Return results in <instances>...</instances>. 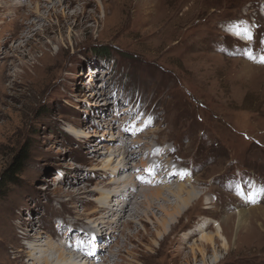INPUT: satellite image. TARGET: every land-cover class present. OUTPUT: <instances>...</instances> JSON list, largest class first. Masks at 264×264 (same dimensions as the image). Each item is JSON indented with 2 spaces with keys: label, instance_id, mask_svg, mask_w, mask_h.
<instances>
[{
  "label": "rangeland",
  "instance_id": "rangeland-1",
  "mask_svg": "<svg viewBox=\"0 0 264 264\" xmlns=\"http://www.w3.org/2000/svg\"><path fill=\"white\" fill-rule=\"evenodd\" d=\"M49 1L0 0V178L24 158L0 196V247L26 244L18 225L32 219L29 239L55 242L52 258L264 264V0H164L155 25L124 0ZM238 24L250 44L230 35ZM189 184L198 199L163 237L144 213L162 218ZM168 187L138 208L145 218L121 220L133 221L124 234L91 216L101 197L133 207L142 190Z\"/></svg>",
  "mask_w": 264,
  "mask_h": 264
},
{
  "label": "bare ground",
  "instance_id": "bare-ground-1",
  "mask_svg": "<svg viewBox=\"0 0 264 264\" xmlns=\"http://www.w3.org/2000/svg\"><path fill=\"white\" fill-rule=\"evenodd\" d=\"M44 1H46V3H50L49 0H44ZM59 1L61 2L62 0H59ZM65 1L66 0H64L63 3ZM107 1H109V0H107ZM124 1H126V3L132 2V6H133L132 8L142 7L143 8L142 9V13H143L142 16H143L144 20L146 21L145 23L151 22L152 25H155V23H156L155 18L157 17L156 11L158 10V4L157 3L161 2V1H164V0H142V1H140V0H124ZM185 1H193V0H185ZM194 1L195 2H200V1H203V0H194ZM261 3H263V1ZM43 8H46V7L45 6H38L37 9H36L37 14ZM263 11H264V9L261 10V12H263ZM260 16L262 17L263 15L260 14ZM263 18H264V16H263ZM32 24H33L32 22L30 24H27V26L25 28L28 29V30L31 29V25ZM113 25L115 26V25H119V24L113 23ZM239 25H241V24H238L237 26H239ZM34 27H35V25L33 26V28ZM243 28H244V23H243ZM149 29H151V28H149ZM230 35L233 38H235L236 40H239L240 36H243V34H241L240 36H236L233 32ZM245 42L247 44H250L248 41H245ZM2 45H5V42H3ZM242 67L245 70L248 69V71H250V69H252L249 65H244V66L242 65ZM150 150H152V149H150ZM132 155L133 154H131L128 151V149L124 147L123 152H122V156H123L122 163L124 162L123 167H125L128 164V160L133 158ZM172 175L173 174L171 173L170 177H169V180L171 179ZM125 177L127 178L128 176H125ZM176 178H177V181H181L182 182V180L187 178V176H185L183 174V172L182 173L180 172ZM127 179L130 180L131 178H127ZM161 179H162V177H161ZM166 181H168V179ZM58 182H59V179L54 181V184L58 183ZM125 183L128 184L127 182H125ZM111 184H114L116 186H120L121 185V183H119V182H116V183L115 182H112V183L110 182V185ZM122 184H124V183H122ZM190 186H191L190 184L187 187H184L183 185L177 186L175 194H174V197L176 198V204L168 205V209L159 207V211L161 210L162 214H163L162 218H157V216L155 214H153L152 212H150V210H147L144 213L146 216H148L150 218H153L156 221H158V222H156L157 223V227H160L161 231L163 232V234H162L163 237L167 234V232H172L175 229V225L173 224L174 223V219L175 218L176 219L179 218V216L181 215V212L183 211L182 208L185 207V206L186 207L189 206V204L193 203L194 201H197L198 195L196 194V190H195V188H192ZM105 188H108V186H106ZM129 189H130V187H129ZM170 189H171V187H168V188H154V189L152 188V189L142 190L140 192V194H141V197H143L144 201L135 202V205L133 207H130V203L126 202V200L124 198L121 200L122 197H120L119 203H116L117 205L115 204L116 206H113V208H110V209L107 206H106L107 208H105L104 207L105 206V201H107L106 199H109V198L104 199V198L101 197L100 200L97 203V205H98L97 210L94 213H92L91 216H93V217L95 215H98L97 217L100 216V220H102V223H100V224L105 223L106 225L109 226V228L111 229L112 232L119 230V225L123 226V232L122 233L124 234L125 230L127 228H130L132 226V223H133V221L130 220V221H127V222L121 224V222H122L121 220L125 219V216H127L128 218H130V217H136V218L142 217L143 218L144 216L141 215V213L139 212L140 211L139 210L140 207L146 205V203H148V208L153 207V204H151V202H150L152 200V198L153 197L157 198V197L160 196L161 193H163L165 191H170ZM60 192H61L60 190H56V194L58 196H62L63 195V193H60ZM112 194H114V193L108 194L109 195L108 197H110ZM130 195H128V197ZM164 201H166V200H164ZM255 209L259 210L257 208H255ZM250 210H253V209H248V210H244V211L243 210H238L237 211L236 215H237V218H238V223H237V228L238 229L240 227H242L243 224L246 223L247 211H250ZM261 217L264 218V214H262ZM29 221H30L29 223H20L18 225V228L20 230H22V233H21L22 237H20V238H21V240L26 241V244L25 243L24 244H22V243L20 244L17 241H15L14 235H11V234H7L6 235V240L8 242L15 241L16 245H18V248L15 249L13 246H7V244L2 245L0 247V251L2 253L3 260H4V258L6 259V262L4 264H21L20 259L22 257H24V256L27 257V260H28L29 264H95V263H93V261H88V260L85 261L86 259L84 260V259H79V258H72V257L69 256L71 254L68 255V253H66L68 256H66V254L65 255L64 254H57L56 258L55 257L52 258L51 255H53V253H55V251H59V249L57 248L58 246L56 247L55 242H52L51 240H48V242L43 243L41 241V238H42L41 232H39V234L37 233V234L32 235V237H31L32 239L31 238L29 239V234L27 232L29 230L31 231L32 229H30V228L35 226V225H33L32 219H29ZM94 222H96V221H94ZM97 224L100 225L99 222ZM108 226H106V227H108ZM16 227L17 226H13V227L11 226L10 228H12V230H14V229H16ZM23 227H25L26 229H23ZM106 227H105V229H106ZM27 229H29V230L27 231ZM200 240L201 241L204 240L205 243L208 244L209 246L215 247V240H212L210 237L209 238L203 237V234H202ZM42 243H43V245H41ZM118 243L119 242H115V246H117ZM64 249H65V247H64ZM112 249H113V247H112ZM13 251L14 252L15 251L18 252V254L13 258V261H11L9 259V255ZM65 252H66V250H65ZM71 253H75V252H71ZM108 257H110V256H108ZM108 260H109V258H107L105 262H107ZM216 260H217V258L214 260V263L216 262ZM203 264H205V263H203Z\"/></svg>",
  "mask_w": 264,
  "mask_h": 264
},
{
  "label": "trees",
  "instance_id": "trees-1",
  "mask_svg": "<svg viewBox=\"0 0 264 264\" xmlns=\"http://www.w3.org/2000/svg\"><path fill=\"white\" fill-rule=\"evenodd\" d=\"M23 156L19 154L15 159L14 163H12L9 170L6 173H3L0 178V196L5 194V190L7 185H14L15 179L14 176L22 172L21 162L23 163ZM62 181V179H60Z\"/></svg>",
  "mask_w": 264,
  "mask_h": 264
},
{
  "label": "snow or ice",
  "instance_id": "snow-or-ice-1",
  "mask_svg": "<svg viewBox=\"0 0 264 264\" xmlns=\"http://www.w3.org/2000/svg\"><path fill=\"white\" fill-rule=\"evenodd\" d=\"M232 31L236 36H240L241 34H243L247 37L248 40L252 39L251 33L247 29L240 28L239 26H233ZM249 58H252L250 53ZM260 62L264 63V57H261ZM252 202L255 203L256 201L252 199Z\"/></svg>",
  "mask_w": 264,
  "mask_h": 264
}]
</instances>
